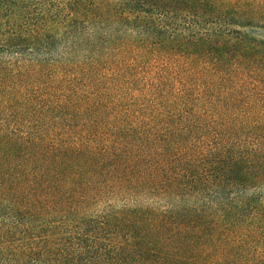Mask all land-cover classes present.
<instances>
[{
    "label": "trees",
    "instance_id": "obj_1",
    "mask_svg": "<svg viewBox=\"0 0 264 264\" xmlns=\"http://www.w3.org/2000/svg\"><path fill=\"white\" fill-rule=\"evenodd\" d=\"M0 264H264V0H0Z\"/></svg>",
    "mask_w": 264,
    "mask_h": 264
}]
</instances>
